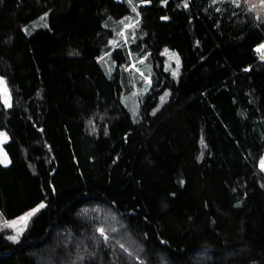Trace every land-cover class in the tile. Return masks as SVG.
I'll return each mask as SVG.
<instances>
[{
	"label": "trees",
	"instance_id": "trees-1",
	"mask_svg": "<svg viewBox=\"0 0 264 264\" xmlns=\"http://www.w3.org/2000/svg\"><path fill=\"white\" fill-rule=\"evenodd\" d=\"M246 2L138 0L143 36L109 72L127 0H0V211L45 203L20 239L0 231V264H264V21ZM145 53L134 117L123 66Z\"/></svg>",
	"mask_w": 264,
	"mask_h": 264
},
{
	"label": "rangeland",
	"instance_id": "rangeland-1",
	"mask_svg": "<svg viewBox=\"0 0 264 264\" xmlns=\"http://www.w3.org/2000/svg\"><path fill=\"white\" fill-rule=\"evenodd\" d=\"M131 7L132 12L122 19H114L109 24L115 30V36L111 43L112 49L104 52L100 57L101 62L107 71L112 72L115 69V60L112 58V50L115 47H128L134 43L138 38L143 36L140 28V11L138 0H127ZM250 11H252L257 19L264 21V0H247L246 2ZM49 14L46 13L25 27L27 33H33L35 30L41 27H47L49 25ZM264 43H261L256 47L258 51L259 58L264 61ZM167 67L173 72L174 75L179 73L180 68V54L177 51L165 48ZM124 76L123 80L124 91H123V101L128 106L129 110L132 112L134 117L139 116L140 100L145 97L146 93L149 91L152 84L153 76V66L150 60L149 54L145 53L143 55L130 54V60L124 64ZM0 97L5 105L10 106L12 103V94L6 79L0 75ZM8 140V135L6 132H0V159H3L6 154L7 162L2 164H9L11 158L9 153L5 148V143ZM264 165V161H263ZM45 205L44 202L38 204L26 214L22 216L6 219L0 211V231L7 232L9 238L15 237L13 240L20 239L23 232L28 227L31 218L42 208L40 205ZM29 213H33L28 216ZM21 217H27L26 220H21ZM13 222H15L14 226Z\"/></svg>",
	"mask_w": 264,
	"mask_h": 264
},
{
	"label": "snow or ice",
	"instance_id": "snow-or-ice-1",
	"mask_svg": "<svg viewBox=\"0 0 264 264\" xmlns=\"http://www.w3.org/2000/svg\"><path fill=\"white\" fill-rule=\"evenodd\" d=\"M264 47V46H262ZM0 83H3L2 81H0ZM7 162V157H6V154L4 155L3 159H0V163H6ZM40 207H44V205H40ZM33 213H29L28 216H31ZM27 217H21V220H26ZM15 222H13V225L14 226ZM100 232L103 234L104 232V229H100ZM11 239H15V237H12ZM105 239H107V237H105Z\"/></svg>",
	"mask_w": 264,
	"mask_h": 264
}]
</instances>
